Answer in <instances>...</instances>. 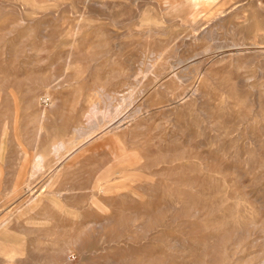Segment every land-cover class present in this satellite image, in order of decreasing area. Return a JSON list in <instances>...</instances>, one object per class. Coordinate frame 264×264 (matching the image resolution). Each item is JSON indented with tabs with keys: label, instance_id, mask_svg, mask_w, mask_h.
Here are the masks:
<instances>
[{
	"label": "rangeland",
	"instance_id": "rangeland-1",
	"mask_svg": "<svg viewBox=\"0 0 264 264\" xmlns=\"http://www.w3.org/2000/svg\"><path fill=\"white\" fill-rule=\"evenodd\" d=\"M0 264H264V0H0Z\"/></svg>",
	"mask_w": 264,
	"mask_h": 264
},
{
	"label": "bare ground",
	"instance_id": "bare-ground-1",
	"mask_svg": "<svg viewBox=\"0 0 264 264\" xmlns=\"http://www.w3.org/2000/svg\"><path fill=\"white\" fill-rule=\"evenodd\" d=\"M155 1L160 5L162 10L171 12L177 8V6L179 5V3H181L182 0H155ZM179 9H181V8H179Z\"/></svg>",
	"mask_w": 264,
	"mask_h": 264
}]
</instances>
